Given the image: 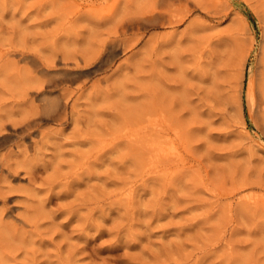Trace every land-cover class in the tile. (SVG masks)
Returning <instances> with one entry per match:
<instances>
[{
    "label": "rangeland",
    "instance_id": "1",
    "mask_svg": "<svg viewBox=\"0 0 264 264\" xmlns=\"http://www.w3.org/2000/svg\"><path fill=\"white\" fill-rule=\"evenodd\" d=\"M0 264H264V0H0Z\"/></svg>",
    "mask_w": 264,
    "mask_h": 264
}]
</instances>
